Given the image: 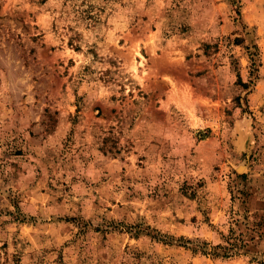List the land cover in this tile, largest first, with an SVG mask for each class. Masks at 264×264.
<instances>
[{
	"label": "rangeland",
	"instance_id": "rangeland-1",
	"mask_svg": "<svg viewBox=\"0 0 264 264\" xmlns=\"http://www.w3.org/2000/svg\"><path fill=\"white\" fill-rule=\"evenodd\" d=\"M0 264H264V0H0Z\"/></svg>",
	"mask_w": 264,
	"mask_h": 264
},
{
	"label": "trees",
	"instance_id": "trees-1",
	"mask_svg": "<svg viewBox=\"0 0 264 264\" xmlns=\"http://www.w3.org/2000/svg\"><path fill=\"white\" fill-rule=\"evenodd\" d=\"M239 78V76H237ZM243 87H246L245 84H242ZM234 233L232 230H230L229 232V236L227 237H222L225 240L226 245L225 246H221V245H217L215 247H213L211 249V253H209L212 256H216L217 255V251L216 250H220L223 253V257H228L230 252H233V255H236L238 250H240V248H242L243 245V241L240 240V238L237 237H233ZM206 254V253H203Z\"/></svg>",
	"mask_w": 264,
	"mask_h": 264
}]
</instances>
